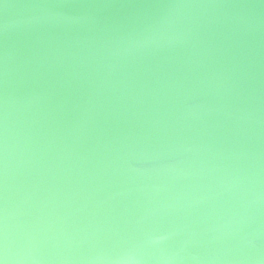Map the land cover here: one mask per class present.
I'll return each instance as SVG.
<instances>
[{"label":"water","instance_id":"95a60500","mask_svg":"<svg viewBox=\"0 0 264 264\" xmlns=\"http://www.w3.org/2000/svg\"><path fill=\"white\" fill-rule=\"evenodd\" d=\"M5 264H264V0H0Z\"/></svg>","mask_w":264,"mask_h":264},{"label":"snow or ice","instance_id":"6c2138e0","mask_svg":"<svg viewBox=\"0 0 264 264\" xmlns=\"http://www.w3.org/2000/svg\"><path fill=\"white\" fill-rule=\"evenodd\" d=\"M0 264H5V260L3 258H0Z\"/></svg>","mask_w":264,"mask_h":264}]
</instances>
